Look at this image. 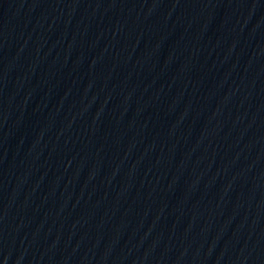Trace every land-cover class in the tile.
Listing matches in <instances>:
<instances>
[{
	"label": "water",
	"instance_id": "obj_1",
	"mask_svg": "<svg viewBox=\"0 0 264 264\" xmlns=\"http://www.w3.org/2000/svg\"><path fill=\"white\" fill-rule=\"evenodd\" d=\"M0 264H264V0H0Z\"/></svg>",
	"mask_w": 264,
	"mask_h": 264
}]
</instances>
